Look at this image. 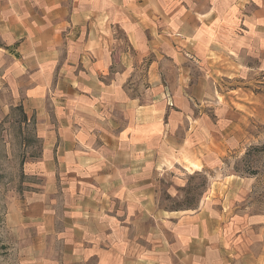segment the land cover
<instances>
[{
  "label": "crops",
  "instance_id": "crops-1",
  "mask_svg": "<svg viewBox=\"0 0 264 264\" xmlns=\"http://www.w3.org/2000/svg\"><path fill=\"white\" fill-rule=\"evenodd\" d=\"M256 75L264 0H0L1 82L43 146L33 190L6 215L21 260L240 264L226 247L235 223L223 231L203 206L159 211L154 176L187 145L169 93Z\"/></svg>",
  "mask_w": 264,
  "mask_h": 264
},
{
  "label": "rangeland",
  "instance_id": "rangeland-1",
  "mask_svg": "<svg viewBox=\"0 0 264 264\" xmlns=\"http://www.w3.org/2000/svg\"><path fill=\"white\" fill-rule=\"evenodd\" d=\"M146 68L141 65L142 75ZM194 69L192 78L198 77ZM1 78L0 264H25L20 234L8 227L6 215L12 203L24 202L33 190L27 165L41 157L43 146L34 119L23 113ZM176 79L163 76L166 85ZM206 80L193 92H167L174 101L167 109V119L175 122L174 143L187 145L180 158L161 162L169 170L154 176L155 205L159 211L190 214L203 206L223 231L235 223L226 247L243 260L240 264H264V77L220 86Z\"/></svg>",
  "mask_w": 264,
  "mask_h": 264
}]
</instances>
